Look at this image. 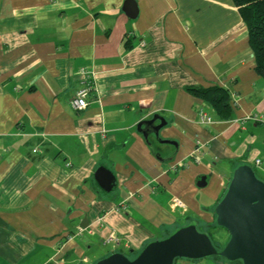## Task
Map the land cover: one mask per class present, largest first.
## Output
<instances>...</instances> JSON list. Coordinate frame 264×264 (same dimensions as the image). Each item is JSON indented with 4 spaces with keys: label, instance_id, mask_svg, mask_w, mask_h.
Masks as SVG:
<instances>
[{
    "label": "crops",
    "instance_id": "obj_1",
    "mask_svg": "<svg viewBox=\"0 0 264 264\" xmlns=\"http://www.w3.org/2000/svg\"><path fill=\"white\" fill-rule=\"evenodd\" d=\"M125 2L0 0V264L134 255L191 219L210 222L235 164L264 179V80L235 3ZM81 68L95 89L76 110L91 80ZM218 84L229 119L187 90ZM155 115L164 124L146 141L137 124ZM209 260L174 264H226Z\"/></svg>",
    "mask_w": 264,
    "mask_h": 264
},
{
    "label": "water",
    "instance_id": "obj_2",
    "mask_svg": "<svg viewBox=\"0 0 264 264\" xmlns=\"http://www.w3.org/2000/svg\"><path fill=\"white\" fill-rule=\"evenodd\" d=\"M132 7L135 10L132 0H126L124 10L129 12ZM156 118L157 115L137 124V131L146 141L149 131L158 139L164 123L153 125ZM143 125L149 128L145 130ZM94 177L103 190L112 189L115 177L109 169L98 167ZM204 178H198L197 185H204ZM229 178L225 192L212 208L215 225L228 233L222 247H217L206 231L198 230L193 220L166 236L147 241L133 256L112 251L91 264H174L180 258L201 260L214 256L229 262L264 264V180L245 162L235 165Z\"/></svg>",
    "mask_w": 264,
    "mask_h": 264
},
{
    "label": "trees",
    "instance_id": "obj_3",
    "mask_svg": "<svg viewBox=\"0 0 264 264\" xmlns=\"http://www.w3.org/2000/svg\"><path fill=\"white\" fill-rule=\"evenodd\" d=\"M232 1L237 6L238 12L242 17L244 24H246L249 47L252 48L253 58L255 59V70L264 80V0ZM187 90L203 100L206 104L210 105L218 117L222 119H229L231 117L234 108L231 105L228 90L223 86L219 84L208 87L190 86L187 88ZM256 175L259 176L257 173ZM225 187L223 188L220 198L225 192ZM196 222L198 223L199 221L196 220ZM212 227L215 228L219 226L215 225L213 221V224L210 225L206 231L210 236L211 234L208 229H211ZM171 232L166 233V235ZM213 242L217 247L220 248L224 245L225 241L221 244L215 241ZM211 259L222 261L226 264H242L240 260L229 262L218 256L211 257Z\"/></svg>",
    "mask_w": 264,
    "mask_h": 264
},
{
    "label": "built area",
    "instance_id": "obj_4",
    "mask_svg": "<svg viewBox=\"0 0 264 264\" xmlns=\"http://www.w3.org/2000/svg\"><path fill=\"white\" fill-rule=\"evenodd\" d=\"M80 72L86 76V78H89L91 77V80H88V79H85L84 80V86L80 87L76 94L74 95V97L72 98L71 100V105L74 109L76 110H82L84 109L86 106H87V96L90 94V92L95 89V86H94V83H93V80H92V76H93V73L91 71H89L88 69L86 68H81L80 69ZM92 74V76H91ZM200 121L201 122H210L211 121V117L203 110H200ZM245 119H259L257 118V115H249V116H245L244 117ZM256 164H259L260 163V159H256L255 161ZM175 166H172L171 170H175ZM171 203L173 204V206H181V207H184V204L181 200L179 199H173L171 201ZM172 207V206H171ZM102 220V219H101ZM83 229H79L78 232H82ZM108 240H112L113 242L117 243L118 242V239L116 238H113V237H110L108 238Z\"/></svg>",
    "mask_w": 264,
    "mask_h": 264
},
{
    "label": "rangeland",
    "instance_id": "obj_5",
    "mask_svg": "<svg viewBox=\"0 0 264 264\" xmlns=\"http://www.w3.org/2000/svg\"><path fill=\"white\" fill-rule=\"evenodd\" d=\"M211 121H212V118H211ZM210 121V122H211ZM210 122H207V123H210ZM174 199V198H173ZM173 199H171V201L173 200ZM175 199H179V198H175ZM180 200V199H179ZM170 205L172 206V208H176V207H181V206H173V204L172 203H170ZM120 208L121 209H123V210H125V206L124 205H122V206H120ZM181 208H183V207H181ZM181 222H184V220L182 219V220H180ZM213 221H214V217H212V220L210 221V222H202V221H199L198 222V224H197V228H198V230H200V231H207V228L210 226V225H212L213 224ZM174 230V229H173ZM172 230V231H173ZM208 231L210 232V234H211V237H212V240L213 241H215V242H217V243H223L224 241L226 242V240L229 238L228 237V233H227V231L224 229V228H222V227H212L211 229H208ZM79 234H81L82 232H78ZM160 233V232H159ZM161 234V233H160ZM160 237H162L161 235H160ZM224 242V243H225ZM128 255L129 256H133V254L131 255L130 253H128ZM135 255V254H134ZM209 259H211V258H204V259H201L202 261H210ZM96 261V260H95ZM94 261V262H95ZM92 263V261L90 260V263L89 264H91Z\"/></svg>",
    "mask_w": 264,
    "mask_h": 264
}]
</instances>
